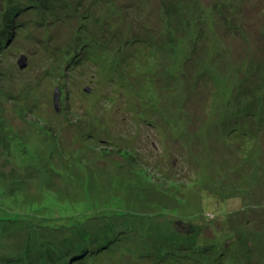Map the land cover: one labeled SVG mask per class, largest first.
Returning a JSON list of instances; mask_svg holds the SVG:
<instances>
[{
  "label": "rangeland",
  "instance_id": "374dc122",
  "mask_svg": "<svg viewBox=\"0 0 264 264\" xmlns=\"http://www.w3.org/2000/svg\"><path fill=\"white\" fill-rule=\"evenodd\" d=\"M8 1L0 247L18 221L33 230L11 240L40 262L48 234L119 219L128 250L88 264H160L131 252L158 232L182 264H264V0Z\"/></svg>",
  "mask_w": 264,
  "mask_h": 264
},
{
  "label": "trees",
  "instance_id": "16d2710c",
  "mask_svg": "<svg viewBox=\"0 0 264 264\" xmlns=\"http://www.w3.org/2000/svg\"><path fill=\"white\" fill-rule=\"evenodd\" d=\"M44 3L49 4L48 8L52 6L51 0H44ZM8 4L10 5L11 3L8 1ZM17 4L20 5L22 3L21 2L14 3V0H13V5L17 6ZM24 4L26 6L33 5V2L31 1L29 3L24 2ZM66 4H67V1H65L64 5ZM13 5L12 4L10 5L12 9H13L12 7ZM220 5L221 4L219 3L213 4L210 9H207L206 11L207 15L205 14L204 17L202 18H200L201 16H199L195 20V22L205 23L208 19V15L212 17L214 10H219L221 8ZM179 8L183 9V7L181 6H179ZM5 11L10 12L7 5H4L2 12H5ZM8 19L10 20V16L8 17ZM3 30L4 29L2 28L0 32ZM83 45L84 44H82V46ZM85 205H87L90 208V209L88 208L87 210L88 212H90V214L92 212L89 210H91L92 208H97L96 204L92 205L88 202H85ZM77 211L80 212V214L74 215L72 217L79 218L81 216L87 215L86 214L87 211L84 209V207L83 209H78ZM93 221L96 222L97 220H93ZM120 221L122 222V220H119V219L113 220V221L104 220L103 224L107 226L96 228L95 226H92V225L91 226L88 225V227L84 225L85 218H83V220L81 219L74 220V223L77 225L76 229L71 230V231H63L60 234H55L54 232H52V234H48L47 241H49L50 243L48 244L47 255H45L44 259L40 262H35L31 259H28V257H25V255L28 256L27 253H30V252H27L28 250L23 249V247H21L22 244L18 241L17 238H15L14 241L11 240L12 236H19L23 230H26V231L33 230L31 227L24 226L22 224H19L18 221H15L13 222V224H10L13 227L12 231L9 232L6 237L3 238L5 242V246L3 248L0 247V255L2 256L3 260L7 262V264H88L89 260L92 259V262H93V259L95 260V257L97 258V254L100 251H108V253L113 254L114 252L121 250V249H123V252L124 250L126 251L128 250L130 245L128 246L127 243L123 244L119 242L122 237L116 232L117 229L119 228L118 225L120 224L119 223ZM210 221H212V219ZM79 222H81L82 225H80ZM116 223H119V224L115 226ZM209 224L211 228V225L213 223L209 222ZM94 227L96 229L92 230L91 228H94ZM115 227H116V230H115ZM195 227L193 228L194 231L196 229ZM56 235H63L64 237L62 239L55 240ZM150 235H153V236H150ZM190 236L194 237L195 241L201 244L202 246L208 245L210 243L209 241L198 240L196 233L194 234L190 233ZM230 236L231 234L228 233L226 234V236H224V239L222 238L221 235H218V237L214 239L215 243H213L214 244L213 246L218 248L217 250L218 253L219 252L222 253L225 251V249L223 248L228 244L227 242L229 241ZM142 238H143V241H141L140 244L138 243V245L134 247L136 248V251H134L133 249L132 251L130 250L133 254L136 253V256L138 257L141 256L142 259L141 260L138 259L137 260L138 263H141L142 260H144L145 262H149L151 258H154V260L157 258L156 260L160 264L166 263V262L167 264H182V261H179V260H176L170 257L173 251V248H170V246L178 242L179 236L174 238L172 236V233L168 232L166 234H162L158 232L157 234L155 233L147 234L146 237H142ZM9 241H12L13 243L7 244V242ZM2 245L3 244H0V246ZM22 253H25V255L23 256ZM192 258L193 260H199L197 258H202V257H199L197 253L192 252ZM126 259L128 258H125V260ZM151 264H156V263H151Z\"/></svg>",
  "mask_w": 264,
  "mask_h": 264
},
{
  "label": "water",
  "instance_id": "95a60500",
  "mask_svg": "<svg viewBox=\"0 0 264 264\" xmlns=\"http://www.w3.org/2000/svg\"><path fill=\"white\" fill-rule=\"evenodd\" d=\"M18 62H19L21 67L26 66L27 65V57L25 55H22ZM55 104H56L58 111H60L61 105H60V96H59L58 89H56V92H55Z\"/></svg>",
  "mask_w": 264,
  "mask_h": 264
}]
</instances>
